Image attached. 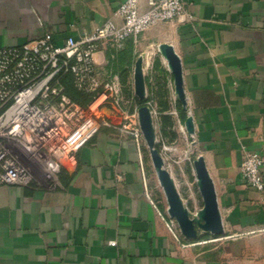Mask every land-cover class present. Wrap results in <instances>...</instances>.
I'll return each mask as SVG.
<instances>
[{
  "label": "crops",
  "instance_id": "0c3cea01",
  "mask_svg": "<svg viewBox=\"0 0 264 264\" xmlns=\"http://www.w3.org/2000/svg\"><path fill=\"white\" fill-rule=\"evenodd\" d=\"M124 1L0 0V48L45 35L63 45L107 21L121 25ZM182 1L186 17L147 29L121 52L103 48L95 57L99 78L116 75L123 89L130 74L135 95L137 60L143 59L144 73L145 52L171 46L193 122L195 177L194 163L202 158L224 230L264 231V193L247 188L241 173L245 152L264 158V0ZM147 3L141 0L142 10ZM157 57L178 102L168 62ZM128 116L125 107L116 112L119 125L102 128L55 182L0 184V264H201L187 256L184 237L176 241L167 228L153 165L142 147L143 176L137 144L122 128Z\"/></svg>",
  "mask_w": 264,
  "mask_h": 264
},
{
  "label": "built area",
  "instance_id": "2783aa9c",
  "mask_svg": "<svg viewBox=\"0 0 264 264\" xmlns=\"http://www.w3.org/2000/svg\"><path fill=\"white\" fill-rule=\"evenodd\" d=\"M117 15L121 25L107 21L90 34L67 38L63 45L45 35L22 46L0 48L1 185L55 182L61 169L73 167L76 154L102 128L117 127L113 117L125 103L121 81L116 75L105 81L99 78L96 55L103 48L121 52L129 40L147 29L186 17V4L148 0L147 10H142L141 0H125ZM70 89L88 96L90 103L76 102ZM125 121L122 128L137 144L145 176L139 118L128 116ZM263 165L260 154L245 152L244 183L261 194ZM166 225L180 242L183 236L176 220L168 215Z\"/></svg>",
  "mask_w": 264,
  "mask_h": 264
},
{
  "label": "rangeland",
  "instance_id": "374dc122",
  "mask_svg": "<svg viewBox=\"0 0 264 264\" xmlns=\"http://www.w3.org/2000/svg\"><path fill=\"white\" fill-rule=\"evenodd\" d=\"M157 55L161 54L156 47H152L144 55V75L147 80L143 101L134 95L130 74L123 79L122 92L125 98L123 107L130 116L137 118L142 106L150 110L155 132V148L163 158L164 168L173 177L183 205L188 210L190 218L195 221L198 231L197 239H185L187 256L194 263L200 261L201 264H264V231L238 234L224 230L222 235L213 236L198 227L197 222L202 223L200 215L204 209V201L193 172V161L196 157L193 134L188 132L186 126L190 112L187 105L184 106L180 101L172 99L171 90L159 69L161 63ZM143 147L146 159L152 165L144 137ZM151 172L158 205L168 207L153 167Z\"/></svg>",
  "mask_w": 264,
  "mask_h": 264
},
{
  "label": "water",
  "instance_id": "95a60500",
  "mask_svg": "<svg viewBox=\"0 0 264 264\" xmlns=\"http://www.w3.org/2000/svg\"><path fill=\"white\" fill-rule=\"evenodd\" d=\"M159 50L161 55L168 62V67L174 77L176 95L179 101L186 106L187 101L183 88L182 66L180 59L171 46L162 45ZM142 64L143 59L139 58L136 62L134 70L135 95L140 101L145 99L146 94L145 77ZM138 118L144 140L149 149L150 158L155 169L157 179L167 199L168 215L172 219L176 220L184 239H197L198 231L196 229L195 221L190 218L189 212L183 205L181 196L172 180V177L164 168V161L158 150L155 148V132L149 108L142 106L138 111ZM186 126L188 132L193 134L194 128L191 118L188 119ZM194 166L200 193L204 201V209L201 213L202 218L200 219L202 223L200 221L197 222L198 227L202 231L210 233L213 236H220L224 233V226L219 212L217 195L213 181L208 174L202 158H198L195 161Z\"/></svg>",
  "mask_w": 264,
  "mask_h": 264
},
{
  "label": "trees",
  "instance_id": "16d2710c",
  "mask_svg": "<svg viewBox=\"0 0 264 264\" xmlns=\"http://www.w3.org/2000/svg\"><path fill=\"white\" fill-rule=\"evenodd\" d=\"M69 94L76 102L83 106H87L90 103V98L88 96L80 94L74 89H70Z\"/></svg>",
  "mask_w": 264,
  "mask_h": 264
},
{
  "label": "bare ground",
  "instance_id": "6f19581e",
  "mask_svg": "<svg viewBox=\"0 0 264 264\" xmlns=\"http://www.w3.org/2000/svg\"><path fill=\"white\" fill-rule=\"evenodd\" d=\"M166 61V60H165ZM200 218H202V215H200Z\"/></svg>",
  "mask_w": 264,
  "mask_h": 264
}]
</instances>
